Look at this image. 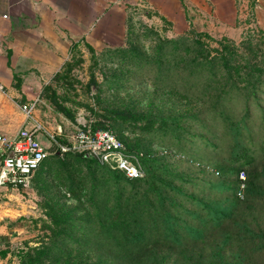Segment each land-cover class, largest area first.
<instances>
[{"label": "rangeland", "instance_id": "rangeland-1", "mask_svg": "<svg viewBox=\"0 0 264 264\" xmlns=\"http://www.w3.org/2000/svg\"><path fill=\"white\" fill-rule=\"evenodd\" d=\"M200 1L174 19L144 1L119 46L71 42L52 62L34 114L50 150L0 188V264H264V0ZM81 130L154 160L132 181L60 155Z\"/></svg>", "mask_w": 264, "mask_h": 264}, {"label": "crops", "instance_id": "crops-1", "mask_svg": "<svg viewBox=\"0 0 264 264\" xmlns=\"http://www.w3.org/2000/svg\"><path fill=\"white\" fill-rule=\"evenodd\" d=\"M144 1L168 19L181 11L180 0H0V133L12 137L43 125L34 117L37 85L47 83L52 62L71 42L119 46L130 7ZM33 102L36 107L27 117L21 107ZM40 134L48 136L45 128L36 139ZM39 144L50 150L48 138ZM3 178L0 167V188H19Z\"/></svg>", "mask_w": 264, "mask_h": 264}, {"label": "built area", "instance_id": "built-area-1", "mask_svg": "<svg viewBox=\"0 0 264 264\" xmlns=\"http://www.w3.org/2000/svg\"><path fill=\"white\" fill-rule=\"evenodd\" d=\"M36 102L23 105L22 111L30 117ZM37 123L32 129H23L15 136L0 133V167L3 181L14 187L27 186L30 177L42 166L48 149L42 148L36 135L43 131ZM60 155L81 154L89 156L110 171L122 174L126 179L136 180L143 176L144 152L129 150L123 141L108 130H81L67 144L56 143ZM243 198L242 194L239 196Z\"/></svg>", "mask_w": 264, "mask_h": 264}, {"label": "trees", "instance_id": "trees-1", "mask_svg": "<svg viewBox=\"0 0 264 264\" xmlns=\"http://www.w3.org/2000/svg\"><path fill=\"white\" fill-rule=\"evenodd\" d=\"M181 1V3L182 4H184V0H180ZM132 151H139V152H144V151H141V149H131ZM146 153V152H145ZM147 154V153H146ZM75 155H78V156H82L81 154H75ZM151 158V157H150ZM153 160L154 159H149V157L148 158H144L143 160H142V164H143V166H145L146 164H148V163H152L153 162ZM44 164V163H43ZM42 164V165H43ZM42 167V166H41ZM40 167V168H41ZM39 168V169H40ZM38 169V170H39ZM114 172V171H113ZM116 173H118V172H116ZM120 174V173H119ZM122 175V174H121ZM123 176V175H122ZM141 179V178H140ZM129 180V179H128ZM136 180H139V179H136ZM133 181V180H132ZM249 191H250V189H249ZM199 204H202V206H204L205 208H206V210H207V212H208V214H207V216H210L209 217V219H211V218H213L215 221H216V223L217 224H220V223H222V222H220L219 220H220V218L224 215V217H225V212L223 211V210H215L214 208L215 207H213L211 204H209V203H205V202H199ZM195 215H198L197 214V212H195ZM166 219H170V216H166L165 217ZM187 228V227H186ZM187 229H189L190 230V232H192L193 234H195V235H197L198 237H201L202 235H201V230H199L198 228H196V227H193V228H187ZM244 229L246 230V231H244V232H247V233H254V232H250L251 231V228L249 227V226H247V225H245V227H244ZM173 232H174V228H173ZM255 237H257V238H259L260 240H261V242H262V244H261V246H260V248L258 249V251H260V252H264V231L263 230H261V232H259V234L258 235H255ZM228 243V241H224L223 243H222V245H221V251H223V247L226 245ZM252 253H254V252H256L255 251V249H253L252 251H251ZM1 253V252H0ZM237 264H251V262H250V260H249V258L247 257V256H243L242 258H240V261L237 263Z\"/></svg>", "mask_w": 264, "mask_h": 264}]
</instances>
